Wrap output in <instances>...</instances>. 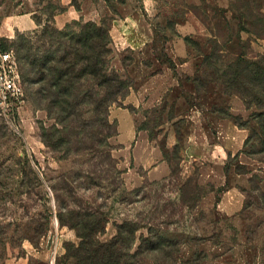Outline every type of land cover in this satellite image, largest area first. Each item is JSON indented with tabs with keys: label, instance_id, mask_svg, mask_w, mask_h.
Segmentation results:
<instances>
[{
	"label": "rangeland",
	"instance_id": "1",
	"mask_svg": "<svg viewBox=\"0 0 264 264\" xmlns=\"http://www.w3.org/2000/svg\"><path fill=\"white\" fill-rule=\"evenodd\" d=\"M0 6L2 15L25 12L35 24L0 39L1 51L15 50L24 36L42 55L52 30L102 25L112 42L109 70L131 85L105 119L85 98L76 101L79 116L61 125L37 100L33 72L27 66L21 78L18 66L23 101L0 106V264H111L103 250L122 224L127 234L111 254L130 250L125 264H264V133L255 119V103L264 108V0ZM228 111L240 126L221 118ZM219 119L244 131L248 146L236 151V135L227 151L225 135L216 138ZM206 142L220 143L222 154ZM156 151L170 170L148 181V168L137 163L156 165ZM79 219L84 242L74 228ZM144 238L155 248L134 257Z\"/></svg>",
	"mask_w": 264,
	"mask_h": 264
},
{
	"label": "trees",
	"instance_id": "2",
	"mask_svg": "<svg viewBox=\"0 0 264 264\" xmlns=\"http://www.w3.org/2000/svg\"><path fill=\"white\" fill-rule=\"evenodd\" d=\"M50 48L42 55L28 49L27 37H17L13 49L17 60L21 78L25 76L24 70L28 66L35 76L38 87L35 91L39 102L45 104L47 112L54 116L61 125L66 120L79 116V104L76 101L89 99L92 110L102 113L103 118L107 115L108 108L119 98H123L131 88L128 82L123 81L114 70H109V58L111 56V39L108 31L102 26L94 23L80 24L74 22L67 25L62 31L52 30L49 35ZM27 49V50H26ZM1 50V49H0ZM40 58V59H39ZM92 84L90 88L84 84ZM97 88L103 90V96H98ZM259 95H256L258 97ZM74 100L76 103H69L67 100ZM243 101L246 99H242ZM245 104V102H244ZM246 108H251L248 103ZM260 113L255 119L264 133V108L255 103ZM195 107V106H192ZM215 113V111H214ZM222 119L231 120L236 126L238 117L229 111L221 114ZM103 119V120H104ZM249 144L248 137L244 140L243 147ZM84 222L79 219L74 228L78 230L80 239L88 240L87 235H80L81 230L86 229ZM126 224L117 227V238L105 246V254L110 257L111 264H125V256L130 258L129 252L125 256L116 254L115 258L111 252L118 243L122 242L126 233ZM131 231V230H130ZM129 232L128 234L133 233ZM152 246L151 240L144 238L140 241L134 257H139L146 246ZM155 248L152 246V249ZM110 251V252H109ZM154 251L160 252V249ZM81 253L93 256L97 252L82 249Z\"/></svg>",
	"mask_w": 264,
	"mask_h": 264
},
{
	"label": "crops",
	"instance_id": "3",
	"mask_svg": "<svg viewBox=\"0 0 264 264\" xmlns=\"http://www.w3.org/2000/svg\"><path fill=\"white\" fill-rule=\"evenodd\" d=\"M22 5L23 3L19 4L18 7L20 8V6ZM0 9H1V6H0ZM34 27H35V24L30 14H27L25 12L23 13L22 12H19V13L11 12L10 14L2 15L0 11V39L10 40L15 36L16 33L31 31L34 29ZM191 120L192 119L190 115L187 114V117H185V123L187 124V122H191ZM214 125L217 127V129H215V131H217L216 132L217 141L219 142L221 140L222 135L224 134L225 135L224 140L227 141L225 142L226 147L224 148L229 152L230 151L232 152L233 149L231 148H233L234 145H236V143H233L232 141V140H235V136L237 135V137L239 138L241 137L239 146L235 148L236 151H238L240 149V146L242 145V142L244 143V140L246 137L245 132L242 130L239 131L235 126H233L227 120H220V119L216 120ZM185 130H186V125L184 127V131ZM131 136L133 137L135 136L134 129L131 132ZM205 147H207L208 151L212 150L213 154L216 153L217 155H220L223 152V147L220 146V143L211 144L209 142H206ZM124 149H126V147ZM225 149H224V152H225ZM138 151L139 149H137V145H136L134 148V153L136 154ZM160 154L161 153L157 152V157ZM137 164L139 166H142L143 168H148L145 174V179H147L148 181H158L166 177L170 170L169 165L164 160H162L161 157L160 158L158 157V160L155 163L156 165L149 164L148 167H145V165L142 164L141 161L138 162ZM6 264H28V263H27V260H24L21 258L20 260H16V261H9Z\"/></svg>",
	"mask_w": 264,
	"mask_h": 264
},
{
	"label": "built area",
	"instance_id": "4",
	"mask_svg": "<svg viewBox=\"0 0 264 264\" xmlns=\"http://www.w3.org/2000/svg\"><path fill=\"white\" fill-rule=\"evenodd\" d=\"M23 97L15 53L13 49L0 50V106L9 109L21 104Z\"/></svg>",
	"mask_w": 264,
	"mask_h": 264
}]
</instances>
